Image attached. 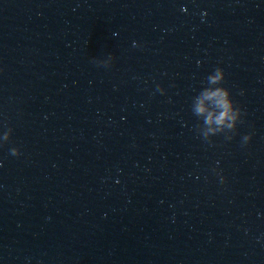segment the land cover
<instances>
[{
    "label": "water",
    "instance_id": "1",
    "mask_svg": "<svg viewBox=\"0 0 264 264\" xmlns=\"http://www.w3.org/2000/svg\"><path fill=\"white\" fill-rule=\"evenodd\" d=\"M0 264H264V0H0Z\"/></svg>",
    "mask_w": 264,
    "mask_h": 264
},
{
    "label": "clouds",
    "instance_id": "2",
    "mask_svg": "<svg viewBox=\"0 0 264 264\" xmlns=\"http://www.w3.org/2000/svg\"><path fill=\"white\" fill-rule=\"evenodd\" d=\"M134 44H135V42H134ZM114 58L115 57L112 54H108L107 59L99 60V61H96V62L98 63V65L108 67V66H111ZM225 76H226V74H225L223 68L217 67L214 70V72L207 77V81H208V83H215L217 81H225ZM157 90L161 94H164V92H165V89L162 86H160V85H157ZM208 96L209 97L219 96L221 98V100L223 101L220 106L222 108H226L227 109L226 112H222L220 116H217L215 118V123L217 125L222 124L225 119H228V120L233 122V123L229 124V127L237 129V125H238L236 123L237 119L239 121L238 123H243L244 122L242 117L245 115V113H244V111L242 110L241 107H238L236 105V102L232 99L231 92H230V90L227 87H223L222 89H217V91L215 93H208ZM233 105H236L234 111H233V107H232ZM196 111H197V114H199L200 112L203 111V109L198 108ZM212 122H213L212 116L209 115L208 118L205 120V123L206 124H211ZM12 131H13L12 128L9 127L7 129V131H5L3 133V136H2V141L3 142H8L10 140L11 135H12ZM209 131H213V130L210 129ZM252 135H253L252 133H249V134L244 135L242 137V146H246L247 144H249L251 142ZM202 137L208 142L206 133L203 134ZM226 139L227 140H232L233 139V135L231 137H227ZM208 143H210V142H208ZM10 152H11V155L17 156V157L22 154L18 147L11 148ZM213 172H215L217 174V176H219L220 182L222 184L227 183V178L224 177L222 175V173L218 169L214 168Z\"/></svg>",
    "mask_w": 264,
    "mask_h": 264
}]
</instances>
